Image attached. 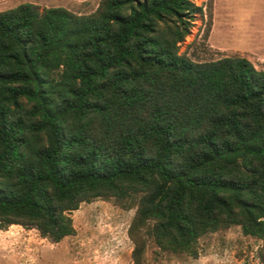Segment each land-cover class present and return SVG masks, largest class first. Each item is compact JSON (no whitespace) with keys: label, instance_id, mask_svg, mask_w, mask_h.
I'll return each mask as SVG.
<instances>
[{"label":"trees","instance_id":"trees-1","mask_svg":"<svg viewBox=\"0 0 264 264\" xmlns=\"http://www.w3.org/2000/svg\"><path fill=\"white\" fill-rule=\"evenodd\" d=\"M201 11L194 0L0 10V228L59 241L82 201L112 198L135 207L134 264L147 237L196 255L201 235L232 224L262 239L264 259V68L180 51Z\"/></svg>","mask_w":264,"mask_h":264},{"label":"rangeland","instance_id":"rangeland-1","mask_svg":"<svg viewBox=\"0 0 264 264\" xmlns=\"http://www.w3.org/2000/svg\"><path fill=\"white\" fill-rule=\"evenodd\" d=\"M98 1L87 0L78 8L90 12ZM194 1L202 11L195 14L180 51L197 61L243 55L256 67H264V0ZM11 5L16 4L0 8ZM134 211L135 207H121L112 198L82 201L70 212L75 233L59 241L42 236L35 227L12 223L0 228V264H134L128 234ZM262 244L238 224L201 235L196 255L161 251L147 237L143 264H259L264 262Z\"/></svg>","mask_w":264,"mask_h":264},{"label":"crops","instance_id":"crops-1","mask_svg":"<svg viewBox=\"0 0 264 264\" xmlns=\"http://www.w3.org/2000/svg\"><path fill=\"white\" fill-rule=\"evenodd\" d=\"M32 2L40 6V8L47 7V6H64L71 11L81 13V9L78 7L81 5H85L87 3V0H0V4H6V3H13V4H19L21 2ZM15 6V5H11ZM9 8V7H8ZM5 9V8H0ZM264 68V67H262Z\"/></svg>","mask_w":264,"mask_h":264},{"label":"built area","instance_id":"built-area-1","mask_svg":"<svg viewBox=\"0 0 264 264\" xmlns=\"http://www.w3.org/2000/svg\"><path fill=\"white\" fill-rule=\"evenodd\" d=\"M259 264H264V262L261 260V261L259 262Z\"/></svg>","mask_w":264,"mask_h":264}]
</instances>
